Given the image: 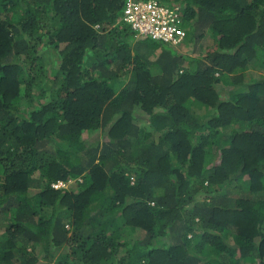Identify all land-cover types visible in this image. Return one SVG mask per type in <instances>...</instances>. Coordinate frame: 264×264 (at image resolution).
Masks as SVG:
<instances>
[{"label": "trees", "instance_id": "trees-1", "mask_svg": "<svg viewBox=\"0 0 264 264\" xmlns=\"http://www.w3.org/2000/svg\"><path fill=\"white\" fill-rule=\"evenodd\" d=\"M158 1L0 0V264H264V0Z\"/></svg>", "mask_w": 264, "mask_h": 264}, {"label": "built area", "instance_id": "built-area-1", "mask_svg": "<svg viewBox=\"0 0 264 264\" xmlns=\"http://www.w3.org/2000/svg\"><path fill=\"white\" fill-rule=\"evenodd\" d=\"M121 22L139 37L151 38L173 48L181 46L187 37L180 8L158 0H126ZM65 185L58 182L53 187L60 189Z\"/></svg>", "mask_w": 264, "mask_h": 264}, {"label": "rangeland", "instance_id": "rangeland-1", "mask_svg": "<svg viewBox=\"0 0 264 264\" xmlns=\"http://www.w3.org/2000/svg\"><path fill=\"white\" fill-rule=\"evenodd\" d=\"M188 42V41H187ZM174 49H176V50H178V52L179 53H181V54H185V55H189V56H192V57H197V56H199V54H200V50H194V45L192 44V43H184L182 46H180V47H177V48H174ZM54 59H56V58H54ZM53 59V60H54ZM51 70V69H50ZM249 74H251V73H249ZM251 78H254L255 79V77L254 76H251ZM137 118H139L138 116H137ZM137 118H136V116H135V122H137L138 120H137ZM139 124L141 125V126H143L144 124L142 123V122H140L139 121ZM105 141V137H104V134L102 135V138H101V142H104ZM79 181H80V179H79ZM80 182H82V181H80ZM64 189H66V188H68V184H66L65 185V187H63ZM241 264H255V262H253V260L252 259H247V260H243V261H241Z\"/></svg>", "mask_w": 264, "mask_h": 264}, {"label": "clouds", "instance_id": "clouds-1", "mask_svg": "<svg viewBox=\"0 0 264 264\" xmlns=\"http://www.w3.org/2000/svg\"><path fill=\"white\" fill-rule=\"evenodd\" d=\"M180 47V46H179ZM64 183V182H63ZM57 184V183H56ZM66 184V183H65Z\"/></svg>", "mask_w": 264, "mask_h": 264}]
</instances>
